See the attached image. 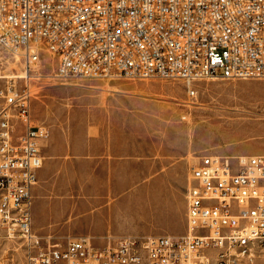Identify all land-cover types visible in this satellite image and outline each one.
Wrapping results in <instances>:
<instances>
[{
    "label": "built area",
    "instance_id": "built-area-1",
    "mask_svg": "<svg viewBox=\"0 0 264 264\" xmlns=\"http://www.w3.org/2000/svg\"><path fill=\"white\" fill-rule=\"evenodd\" d=\"M0 46L25 76H0V238L24 264H254L264 256V153L205 154L191 166L182 235L62 242L33 227L43 165L32 66L43 50L62 79H264V0H0ZM6 251V250H5ZM3 255L0 256V264Z\"/></svg>",
    "mask_w": 264,
    "mask_h": 264
},
{
    "label": "rangeland",
    "instance_id": "rangeland-1",
    "mask_svg": "<svg viewBox=\"0 0 264 264\" xmlns=\"http://www.w3.org/2000/svg\"><path fill=\"white\" fill-rule=\"evenodd\" d=\"M56 67V59L43 50L31 70L39 75L30 79L36 92L33 120L54 136L53 174L40 193L59 207L69 201L75 211L52 212L44 229L36 230L40 235L62 242L85 235L96 240L102 221L79 210L86 198L80 186L88 173L100 181L122 180L128 169L135 172L133 181L108 190L112 195H98L112 202L128 198L112 224L103 225L104 232L110 237L182 235L191 166L205 154L264 153V79H202L190 97L183 79H62L55 76ZM24 70V59L15 62L0 46V75L25 76ZM1 255L3 264H24L22 250L4 238ZM254 264H264V256Z\"/></svg>",
    "mask_w": 264,
    "mask_h": 264
},
{
    "label": "crops",
    "instance_id": "crops-1",
    "mask_svg": "<svg viewBox=\"0 0 264 264\" xmlns=\"http://www.w3.org/2000/svg\"><path fill=\"white\" fill-rule=\"evenodd\" d=\"M49 132V134L45 137L40 138L38 141L41 155L43 157V165L41 168L37 170V183L33 188V227L34 230L40 231L43 230L45 225L49 220H51V214L52 212H60L63 214H66L68 212H74L75 210L71 206L70 202H66L63 204L64 207H59L57 202L49 204L46 200L41 198V189L42 187L48 185L47 178L53 174V170L51 168V157H52V150L54 146V136ZM94 141V139H92ZM94 142V144L98 143ZM90 145H93V142L90 143ZM94 150V148H92ZM93 152V151H91ZM233 152L242 153L244 151L241 150H233ZM261 152L260 149H256L254 151H248L244 153H259ZM88 157V156H87ZM88 160V158H86ZM130 168V165L128 166ZM132 170L128 169L127 171H123L122 175L123 179L119 180H112L110 178L100 181L97 179V174H87L86 181L81 184L80 188L86 198H82L81 202L79 204V210L81 212L86 213V218L102 221L100 225L101 227L97 228L100 229L103 232H95L96 235H99L96 237V240H94L97 244H106V242L109 240V237L112 236L110 233H105L104 226L105 223L108 222L107 225L112 224V222L115 220L118 212L120 211L121 207L123 205H126L128 203V198L124 196L122 199L116 202L108 201L105 199L98 198V195H112L110 192L108 194V190L111 191V189H118L120 187V183L130 182L133 181V174L135 172H131ZM119 173V171H117ZM84 181V180H83ZM82 181V182H83ZM73 185L71 184V181L68 182V188L71 189ZM102 190V193L99 191ZM90 196V197H89ZM93 197V198H92ZM35 199V200H34ZM94 205H101L99 208L94 209ZM50 215V216H49ZM112 226V225H111ZM97 227V226H96ZM182 228H179L178 232L181 231ZM186 229H187V205H186ZM186 232V230H185ZM184 232V233H185ZM183 233V234H184ZM88 237H91L89 235H85ZM128 236V235H123ZM179 236V235H175ZM113 237H120V236H113Z\"/></svg>",
    "mask_w": 264,
    "mask_h": 264
},
{
    "label": "bare ground",
    "instance_id": "bare-ground-1",
    "mask_svg": "<svg viewBox=\"0 0 264 264\" xmlns=\"http://www.w3.org/2000/svg\"><path fill=\"white\" fill-rule=\"evenodd\" d=\"M14 58H15V62H18V61H21L23 63V58L20 56V55H14ZM26 71L24 70L22 74H25ZM0 76H9V75H0ZM16 76H23L21 74H15V75H12L11 77H16ZM211 120V119H210ZM9 242H13V241H9Z\"/></svg>",
    "mask_w": 264,
    "mask_h": 264
}]
</instances>
